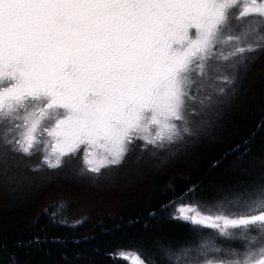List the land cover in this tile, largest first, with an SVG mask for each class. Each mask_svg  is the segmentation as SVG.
Listing matches in <instances>:
<instances>
[{
	"label": "snow or ice",
	"instance_id": "obj_1",
	"mask_svg": "<svg viewBox=\"0 0 264 264\" xmlns=\"http://www.w3.org/2000/svg\"><path fill=\"white\" fill-rule=\"evenodd\" d=\"M262 26L264 0H0V145L40 153L53 170L79 155L98 176L136 141L142 149L181 141L192 135L194 105L212 99L198 95L209 62L217 72L221 62L235 61L225 71L244 64L264 50ZM216 80L236 82L230 71ZM233 203L239 211L229 214L174 205L173 219L227 247L197 238L166 250L169 264H264V181ZM106 255L149 264L133 249Z\"/></svg>",
	"mask_w": 264,
	"mask_h": 264
},
{
	"label": "trees",
	"instance_id": "obj_2",
	"mask_svg": "<svg viewBox=\"0 0 264 264\" xmlns=\"http://www.w3.org/2000/svg\"><path fill=\"white\" fill-rule=\"evenodd\" d=\"M233 76L231 89L221 85L225 93L212 96L213 110L194 105L192 135L164 148L132 147L120 166L98 176L84 171L79 155L53 170L40 153L2 145L0 264H126L106 255L117 249L169 264L166 250L197 238L227 247L210 230L196 237L190 223L172 217L182 203L237 212L233 201L264 181V50L249 53Z\"/></svg>",
	"mask_w": 264,
	"mask_h": 264
},
{
	"label": "rangeland",
	"instance_id": "obj_3",
	"mask_svg": "<svg viewBox=\"0 0 264 264\" xmlns=\"http://www.w3.org/2000/svg\"><path fill=\"white\" fill-rule=\"evenodd\" d=\"M233 23H236V22L233 21ZM246 23H247V21L243 22V24H246ZM243 24L241 25L242 27H243ZM263 30H264V26H262L260 28V31H261L262 34H264ZM249 39H251V37ZM227 50H228L227 47H225V51H227ZM232 63H235V61L229 60L227 62H221L220 63V71L217 72V71L214 70L215 62H213V61L209 62V64L212 65V67H209V68L205 69L206 75L209 78L204 80L203 87H202V92L198 93L200 98H204V96L206 94L210 95L211 97L218 94V88L221 86V84H219L217 82L216 77L218 75H221V74H229V71H230L231 75H234V70L235 69L234 70L225 71L227 64H232ZM206 104H208L209 106L208 107H202L206 112H210L211 110L214 109V103H211V101H206ZM141 143H142L141 141H136L135 144H133L131 146V148L134 147L136 149V151L139 152ZM0 152H2V145H0ZM132 158L135 159L134 157H132Z\"/></svg>",
	"mask_w": 264,
	"mask_h": 264
}]
</instances>
